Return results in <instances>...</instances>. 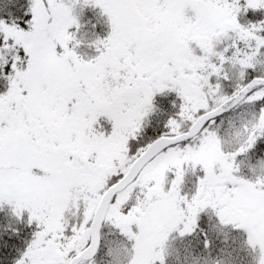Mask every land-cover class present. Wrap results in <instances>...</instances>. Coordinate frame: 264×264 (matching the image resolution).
<instances>
[{
  "label": "snow or ice",
  "instance_id": "6c2138e0",
  "mask_svg": "<svg viewBox=\"0 0 264 264\" xmlns=\"http://www.w3.org/2000/svg\"><path fill=\"white\" fill-rule=\"evenodd\" d=\"M0 264H264V0H0Z\"/></svg>",
  "mask_w": 264,
  "mask_h": 264
}]
</instances>
